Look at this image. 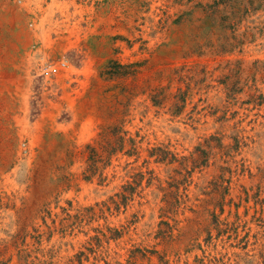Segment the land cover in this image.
<instances>
[{
	"label": "rangeland",
	"instance_id": "obj_1",
	"mask_svg": "<svg viewBox=\"0 0 264 264\" xmlns=\"http://www.w3.org/2000/svg\"><path fill=\"white\" fill-rule=\"evenodd\" d=\"M0 264H264V0H0Z\"/></svg>",
	"mask_w": 264,
	"mask_h": 264
}]
</instances>
